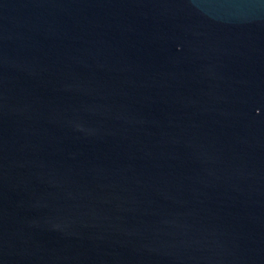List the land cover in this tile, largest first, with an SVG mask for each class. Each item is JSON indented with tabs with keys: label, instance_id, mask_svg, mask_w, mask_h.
I'll return each mask as SVG.
<instances>
[{
	"label": "water",
	"instance_id": "obj_1",
	"mask_svg": "<svg viewBox=\"0 0 264 264\" xmlns=\"http://www.w3.org/2000/svg\"><path fill=\"white\" fill-rule=\"evenodd\" d=\"M0 264H264V0H0Z\"/></svg>",
	"mask_w": 264,
	"mask_h": 264
}]
</instances>
